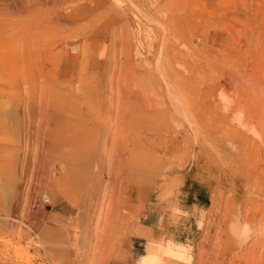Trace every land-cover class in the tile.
Masks as SVG:
<instances>
[{
	"label": "rangeland",
	"instance_id": "rangeland-1",
	"mask_svg": "<svg viewBox=\"0 0 264 264\" xmlns=\"http://www.w3.org/2000/svg\"><path fill=\"white\" fill-rule=\"evenodd\" d=\"M18 1L0 0V264H264V0ZM79 134L87 191L53 198L43 172Z\"/></svg>",
	"mask_w": 264,
	"mask_h": 264
},
{
	"label": "bare ground",
	"instance_id": "bare-ground-1",
	"mask_svg": "<svg viewBox=\"0 0 264 264\" xmlns=\"http://www.w3.org/2000/svg\"><path fill=\"white\" fill-rule=\"evenodd\" d=\"M24 0H20V1H18V3L19 2H21V4L22 3H24L23 2ZM47 1V0H46ZM52 1H54V4L56 3V1L55 0H52ZM60 1V0H59ZM65 3H67V1L68 0H63ZM62 1V2H63ZM72 1V0H71ZM41 2V1H40ZM74 2V1H73ZM33 3H38V0H32V2H31V5H33ZM64 3V4H65ZM26 4V3H25ZM30 4V3H29ZM29 4L28 5H26L27 7L29 6ZM39 4V3H38ZM85 5H87V4H89V3H84ZM82 5V4H81ZM17 6V5H16ZM60 6H64V5H60ZM24 7V6H23ZM41 7V6H40ZM74 7V6H73ZM84 7H86V6H84ZM68 8V7H67ZM82 8V7H81ZM24 8H22V10H23ZM26 9V8H25ZM28 9V8H27ZM26 9V10H27ZM36 9H37V7H36ZM39 12V11H38ZM56 12V11H55ZM62 12H64V11H62ZM72 12V11H71ZM84 14H86V13H84ZM83 15V14H82ZM80 16V15H79ZM86 17V16H85ZM61 18V17H60ZM64 18V17H63ZM67 18V17H66ZM65 18V19H66ZM79 18V17H78ZM80 19H83V18H80ZM66 20H68V22H71L73 19L69 16ZM96 20H98V19H96ZM87 21V20H86ZM77 22V21H76ZM95 22V21H94ZM59 23V22H58ZM73 23V22H72ZM85 23V22H84ZM83 23V24H84ZM85 26V25H84ZM87 27V26H86ZM82 29H83V27H82ZM83 32V31H82ZM69 39V38H68ZM59 48H57V50H58ZM61 50V51H60ZM60 50H58V51H54L55 53L57 52H63L62 51V49H60ZM60 52H59V54H60ZM68 54V53H67ZM70 56H72V55H70ZM77 57V56H76ZM70 58V57H69ZM95 62H93V64H94ZM88 64V63H87ZM86 65V64H85ZM92 66V65H91ZM103 66V65H102ZM83 67V66H82ZM105 67V66H104ZM71 68V67H70ZM85 68V67H84ZM67 69V68H66ZM77 69V68H76ZM106 69V68H105ZM104 70V69H103ZM74 71H76V70H74ZM79 71H81V70H79ZM101 71V70H100ZM105 71V70H104ZM109 71V70H108ZM97 72V71H96ZM103 72V71H102ZM67 73V72H66ZM69 73V72H68ZM106 73V72H105ZM102 74V73H101ZM100 75V74H99ZM104 75V74H103ZM102 75V76H103ZM105 76V75H104ZM111 79H112V76L110 77ZM66 79V78H65ZM110 79V80H111ZM103 80V79H102ZM102 82V81H101ZM101 82H99L98 84H100ZM70 83V82H69ZM83 83V81L81 82V84ZM96 84V83H95ZM95 88V87H94ZM96 89V88H95ZM94 89V90H95ZM96 91V90H95ZM82 92H83V90H82ZM96 95V94H95ZM96 97V96H95ZM136 100H137V98H136ZM143 100V99H142ZM69 101H71V100H69ZM138 101V100H137ZM136 101V102H137ZM144 101V100H143ZM141 102V101H140ZM140 102L138 103L139 105H140ZM133 103H135V102H133ZM134 105V104H133ZM138 105V106H139ZM27 106V105H26ZM136 106V105H135ZM29 107V106H28ZM28 107H27V112L28 113H33V115H34V113H35V109L34 108H32L33 106H31V108L30 109H28ZM40 107H42V106H40ZM144 107V106H143ZM53 108H55L56 109V107H53ZM145 108V107H144ZM25 109H26V107H25ZM41 109V108H40ZM39 109V110H40ZM44 109V108H43ZM55 109H53V111L55 110ZM46 110V109H45ZM50 110V109H49ZM144 110V109H143ZM135 112H137V111H135ZM38 113V112H37ZM53 114L55 115H49V117H47L48 119H51V120H54V121H56L59 117H57L56 116V113L55 112H53ZM81 114V113H80ZM134 114V113H133ZM98 115V114H97ZM47 116V115H46ZM88 117L87 118H91V115L89 116V115H87ZM132 117H133V115H132ZM85 118H86V116H85ZM100 118V117H99ZM138 118V117H137ZM93 119V118H92ZM130 120V119H129ZM132 120V119H131ZM136 120V119H135ZM134 120V121H135ZM133 121V120H132ZM131 122V121H130ZM136 122H137V120H136ZM98 123V122H97ZM144 124V123H143ZM142 125V124H141ZM133 126H135V125H133ZM137 127V126H136ZM135 127V128H136ZM101 129L102 128V126L101 127H97L96 125H94V124H91V125H87V124H83V126L81 125V129L82 130H90V131H97L98 129ZM104 129V128H103ZM107 132V131H106ZM99 137H101V136H98V139H102L101 141H102V144H103V146L105 147V149H107V147H108V149H109V147H111V143L113 142H109V138H108V136H106V135H104L102 138H99ZM93 137H90V139L87 137V136H85L84 134H79V135H75V136H72V137H69L68 139H65V140H63V142H67L68 144H70L69 146H71L72 144L73 145H78L77 147H75V148H73L72 146V149H73V152H72V154L69 156L68 155V157H64L63 158V160H62V165H60V167L59 168H48V169H45L44 170V172H43V177H45V180L47 181V184L48 185H46V187H47V189H48V192L50 193V194H52V195H50L51 197H56L58 194H60V193H62V192H65L66 194H70V193H80V194H85L86 193V191L87 190H85V188H84V183H86V180L90 177V165H91V163H93V160H95V158H97V157H94V158H92V157H89L88 155H89V147H88V144H90V141H91V139H92ZM94 139V138H93ZM92 139V140H93ZM62 142V141H61ZM96 143L97 142H95V145H96ZM68 146V147H69ZM93 146V145H92ZM95 147V146H94ZM83 150V151H82ZM106 151V150H105ZM64 152V151H63ZM62 152V153H63ZM69 152H70V149H69ZM80 152V153H79ZM96 152V151H95ZM95 152L94 153H92L93 155L95 154ZM108 153H109V150H108ZM123 153V152H122ZM121 153V154H122ZM70 154V153H69ZM126 154V153H125ZM63 155V154H62ZM97 155V154H96ZM127 155V154H126ZM103 156H104V154H103ZM109 156V155H108ZM126 156H124V155H120L119 156V158L120 159H126L125 158ZM98 159V158H97ZM100 159V158H99ZM113 159V158H112ZM117 159V158H116ZM116 159L114 160V161H116ZM128 159V158H127ZM59 161V160H58ZM100 161V160H99ZM124 161V160H123ZM125 161H127V160H125ZM55 162V161H54ZM102 162V161H101ZM120 162V161H119ZM118 162V163H119ZM60 163V162H59ZM121 163H122V161H121ZM124 163V162H123ZM137 163V162H136ZM112 165V164H111ZM121 165H123V164H121ZM121 167V166H120ZM147 167V166H146ZM132 171H134V172H136V169H133ZM130 172H131V170H130ZM115 175V174H114ZM117 175H118V173H117ZM119 176V175H118ZM128 183H130L131 184V187H129V188H127V191H128V193L129 192H131V189H133V187H132V184H134V183H132L131 181L130 182H128ZM129 185V184H128ZM95 191V190H94ZM96 191H97V188H96ZM64 193V194H65ZM93 193V192H92ZM98 193V192H97ZM88 195V194H87ZM96 195V194H95ZM125 195H126V193H125ZM98 196V195H97ZM127 196V195H126ZM87 197V196H86ZM94 197V196H93ZM96 197V196H95ZM94 197V198H95ZM100 197V196H99ZM103 196H101L100 198H102ZM123 197V196H122ZM114 199V198H113ZM101 201V200H100ZM99 201V202H100ZM121 201V200H120ZM76 202V201H75ZM97 202V201H96ZM90 203V202H89ZM89 203H88V205H89ZM92 204V203H91ZM100 203H98V205H99ZM112 204V203H111ZM69 205V204H68ZM87 205V206H88ZM95 205V204H94ZM80 206H82L81 205V203H80ZM90 206V205H89ZM91 208H95V207H92V206H90ZM90 207H88V208H90ZM90 208V209H91ZM85 210H86V208H85ZM92 210V209H91ZM113 210V209H112ZM111 210V211H112ZM84 211V210H83ZM93 211V210H92ZM91 212V211H90ZM89 212V213H90ZM95 212V211H94ZM93 212V213H94ZM82 213V212H81ZM88 212H86V214H87ZM89 213H88V215H89ZM92 213V212H91ZM108 215V214H107ZM90 217H91V214H90ZM94 218V217H93ZM98 218V217H97ZM85 219V218H84ZM87 219H89V217L87 218ZM91 219H92V217H91ZM84 221V220H83ZM82 221V222H83ZM90 221V220H89ZM97 221V220H96ZM93 223V222H92ZM90 228V227H89ZM46 234V233H45ZM50 234V233H49ZM48 234V235H49ZM52 234V233H51ZM49 239V238H48ZM53 239V238H52ZM54 240V239H53ZM56 240V239H55ZM73 245V244H72ZM98 245V244H97ZM97 247V246H96ZM71 249V248H70ZM101 249V248H100ZM161 250V249H160ZM98 253V252H97ZM167 253V252H166ZM170 254V253H169ZM166 255H168V254H166ZM170 256V255H169Z\"/></svg>",
	"mask_w": 264,
	"mask_h": 264
},
{
	"label": "crops",
	"instance_id": "crops-1",
	"mask_svg": "<svg viewBox=\"0 0 264 264\" xmlns=\"http://www.w3.org/2000/svg\"><path fill=\"white\" fill-rule=\"evenodd\" d=\"M146 227L150 230V233H151L152 228H150V227H148V226H146Z\"/></svg>",
	"mask_w": 264,
	"mask_h": 264
}]
</instances>
